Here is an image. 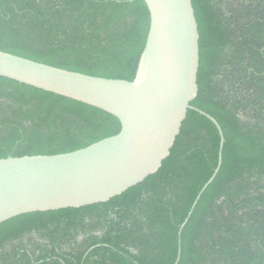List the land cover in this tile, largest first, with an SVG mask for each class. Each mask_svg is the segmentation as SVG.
Segmentation results:
<instances>
[{"label":"trees","instance_id":"16d2710c","mask_svg":"<svg viewBox=\"0 0 264 264\" xmlns=\"http://www.w3.org/2000/svg\"><path fill=\"white\" fill-rule=\"evenodd\" d=\"M190 1L198 91L168 158L106 203L1 224L0 264H264V0ZM148 30L142 0H0V52L90 77L132 82ZM199 112L222 132V164L188 218L220 147ZM119 132L102 111L0 78V161Z\"/></svg>","mask_w":264,"mask_h":264},{"label":"water","instance_id":"95a60500","mask_svg":"<svg viewBox=\"0 0 264 264\" xmlns=\"http://www.w3.org/2000/svg\"><path fill=\"white\" fill-rule=\"evenodd\" d=\"M142 1L149 30L132 82L0 52V78L97 109L120 124L117 135L73 153L1 160L0 225L22 215L106 203L155 174L168 158L197 95L199 36L190 0ZM199 113L217 128L220 147L216 170L188 218L222 164V132Z\"/></svg>","mask_w":264,"mask_h":264}]
</instances>
